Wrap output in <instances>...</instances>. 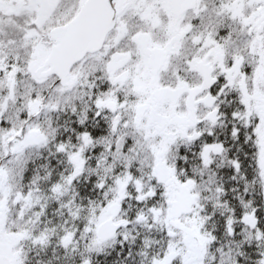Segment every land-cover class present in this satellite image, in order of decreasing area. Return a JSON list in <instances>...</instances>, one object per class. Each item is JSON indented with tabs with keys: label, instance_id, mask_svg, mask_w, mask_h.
I'll return each mask as SVG.
<instances>
[{
	"label": "snow or ice",
	"instance_id": "6c2138e0",
	"mask_svg": "<svg viewBox=\"0 0 264 264\" xmlns=\"http://www.w3.org/2000/svg\"><path fill=\"white\" fill-rule=\"evenodd\" d=\"M0 264H264V0H0Z\"/></svg>",
	"mask_w": 264,
	"mask_h": 264
}]
</instances>
